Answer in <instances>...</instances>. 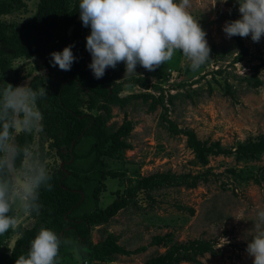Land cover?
I'll return each mask as SVG.
<instances>
[{
	"label": "rangeland",
	"instance_id": "374dc122",
	"mask_svg": "<svg viewBox=\"0 0 264 264\" xmlns=\"http://www.w3.org/2000/svg\"><path fill=\"white\" fill-rule=\"evenodd\" d=\"M23 1L26 8L2 16L0 21L19 23L28 20L35 12L38 0ZM189 12L206 32L210 47L208 61L199 70L192 71L186 58L177 51L170 61L152 72L137 65L136 73L129 75L125 74L124 68L118 82L146 79L150 85L163 89L164 105H156L150 110V99L143 101L141 97H132L148 93L156 97L159 94L154 89L123 85L119 93L127 98L123 108L109 105L108 111L91 112L93 115L108 114L107 127L111 132L124 124L130 126L128 135L123 138L130 148L124 149L121 158H106L107 170L116 175L115 178L107 176L97 207H107L116 198L117 191L135 187L144 177L190 174L201 175L205 180L193 189L176 186L149 191L139 189L129 205L90 231L93 244L105 242L111 235L128 254H117L109 263L93 261L92 264H146L151 258L164 254L168 245L190 241L213 245V253L197 257L202 264H253V257L247 254L246 248L254 234L256 212L264 209V155L247 160L238 159L235 154L208 155L204 164L187 146L185 136L175 135L168 129L164 118L180 129L194 131L207 146L232 151L240 143L264 137V67H259L256 73L253 70L264 59V36L258 43L253 42L251 36L244 37L248 54L242 61L230 65L238 48L233 38L226 36L223 26L226 21L240 18L236 0H191ZM85 28L84 51L87 50L86 37L91 32L90 26ZM213 48L229 53L218 61L215 58L219 55H215ZM13 67L23 77L19 86H28L31 78L46 73L42 60L37 59L15 60ZM221 70H224L222 74L212 75ZM202 75L204 79L196 83ZM254 75L262 81L261 86L250 85ZM164 107L168 110L167 115ZM32 138L31 144L40 151L43 145V156L49 169L61 163L45 154L51 151L50 141H46L41 133ZM35 221V217H22L20 226L28 229ZM17 236L15 233L7 240L8 253ZM158 239L161 243L154 244Z\"/></svg>",
	"mask_w": 264,
	"mask_h": 264
},
{
	"label": "trees",
	"instance_id": "16d2710c",
	"mask_svg": "<svg viewBox=\"0 0 264 264\" xmlns=\"http://www.w3.org/2000/svg\"><path fill=\"white\" fill-rule=\"evenodd\" d=\"M24 8L26 3L23 0H0V17ZM79 15V0H38L36 10L28 20L19 23L0 21V86L4 83H10L13 87L19 86L23 77L20 76V71L13 67L15 60H42L46 73L44 76L36 75L31 78L28 87L35 90L42 85L48 90V95L37 102L43 115L44 130L41 136L50 141L51 151L45 154L57 158L62 164H56L50 169L53 187L51 191H41L40 214L33 213L30 216L36 218L34 225L28 229L19 226L17 231L10 229L0 236V264H15L19 255H26L31 240L41 227L52 229L58 235L70 238L81 248L80 256L77 258L73 252L62 247L59 264L112 262L113 256L128 253L117 245V238L111 235L105 242L98 244L90 242V231L93 226L106 223L119 210L129 205L139 189L149 191L168 186L193 189L203 179L201 175L190 174L144 177L134 185L135 187L125 189L123 192L117 191L116 198L107 207H97L98 197L105 187L107 176L115 178L116 175L107 170L106 158H121L124 149L130 148L123 139L128 135L130 126L124 124L115 132H111L107 127L109 115H93L91 112L97 109L108 111L109 105L123 108L127 102L126 97L119 96L123 85H135L144 90L154 89L159 94L156 97L150 93L132 97L133 99L141 97L143 101L150 99V110H154L156 105H164V96L161 87L150 85L146 79L131 78L118 82L117 79L125 68L123 62L118 63L115 69L107 68L104 76L96 79L88 67L92 60L91 54L82 48L86 28ZM232 38L238 53L230 65L242 61L248 54L244 37ZM69 45H72V52L76 57L71 70L62 71L58 66H51L50 54L62 52ZM228 53L226 50L215 51V55H219L215 59L219 61ZM259 67H264V59L260 66L253 68L254 73ZM223 72L224 70L217 71L212 75ZM201 77L196 83L204 79L203 75ZM252 79L254 81L250 85L253 87L262 85V81L255 75ZM163 110L167 115V108L164 107ZM164 121L172 133L186 137L187 146L204 164L208 155L235 154L236 158L245 160L264 155L262 136L240 143L232 151L219 146H207L196 137L194 131L178 128L167 117ZM16 139L19 143H32L33 140L32 135L24 134L16 135ZM40 148L44 154L43 145ZM15 233L18 236L8 253L7 240ZM153 243L159 244L161 240H155ZM207 252L213 253V245L209 242L190 241L185 244H173L168 245V250L164 254L151 258L146 264L179 262L202 264L197 257Z\"/></svg>",
	"mask_w": 264,
	"mask_h": 264
},
{
	"label": "clouds",
	"instance_id": "9594fccd",
	"mask_svg": "<svg viewBox=\"0 0 264 264\" xmlns=\"http://www.w3.org/2000/svg\"><path fill=\"white\" fill-rule=\"evenodd\" d=\"M226 2V0H222ZM240 18L226 21L228 38L264 36V0H236ZM191 0H79L83 26L91 29L86 49L92 60L88 67L100 79L107 68L125 64V74L136 73L137 65L152 72L179 51L197 71L210 58L206 32L189 12ZM51 66L70 71L76 59L72 45L53 52ZM44 86H0V236L17 231L22 217L40 214L41 191H51L52 175L41 151L31 143H19L16 134L41 133L43 115L38 100L45 98ZM61 164V163H60ZM62 165V164H61ZM254 233L246 252L253 264H264V209H258ZM77 258L81 248L70 238L41 227L31 240L27 254L15 264H59L61 248Z\"/></svg>",
	"mask_w": 264,
	"mask_h": 264
},
{
	"label": "water",
	"instance_id": "95a60500",
	"mask_svg": "<svg viewBox=\"0 0 264 264\" xmlns=\"http://www.w3.org/2000/svg\"><path fill=\"white\" fill-rule=\"evenodd\" d=\"M61 165V164H60Z\"/></svg>",
	"mask_w": 264,
	"mask_h": 264
}]
</instances>
